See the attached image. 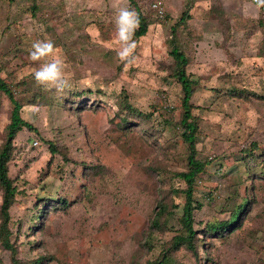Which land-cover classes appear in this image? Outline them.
Instances as JSON below:
<instances>
[{
    "label": "rangeland",
    "instance_id": "374dc122",
    "mask_svg": "<svg viewBox=\"0 0 264 264\" xmlns=\"http://www.w3.org/2000/svg\"><path fill=\"white\" fill-rule=\"evenodd\" d=\"M134 2L0 0V77L34 127L12 143L13 250L0 243V264H264L260 9L246 0ZM115 4L139 8L149 22L133 37V63L117 56ZM45 38L65 60L71 91L46 90L33 78L43 61L29 59L31 46ZM172 40L198 81L194 146L207 162L193 183L194 251L174 247L187 235V185L177 174L189 170V148ZM10 112L0 92V149ZM2 195L0 187V223ZM243 200L238 229L206 231Z\"/></svg>",
    "mask_w": 264,
    "mask_h": 264
},
{
    "label": "trees",
    "instance_id": "16d2710c",
    "mask_svg": "<svg viewBox=\"0 0 264 264\" xmlns=\"http://www.w3.org/2000/svg\"><path fill=\"white\" fill-rule=\"evenodd\" d=\"M132 4L135 6L134 0H130ZM136 12L139 15V27L135 32V37H140L146 34L149 22H147L145 16L141 13L139 8H135ZM190 18V15H183L182 22H185L186 19ZM261 15V19H262ZM264 19V18H263ZM262 19V21H263ZM264 22V21H263ZM174 30V28L172 29ZM171 48L169 51V55L173 60V70L172 76L177 80L182 89V99L181 106L183 108V116L181 118V126L185 127V132L182 134L184 140L188 144L189 154L187 157L189 170L187 172L178 173V177L181 178L187 185L185 192L186 201L183 206V214L180 219H182V223L187 229V235L180 236L175 241L174 247H179L181 245H185L191 251L195 250L194 246V234L195 231L192 228V213L193 210L200 205L194 204L193 198V183L198 174L202 173L204 170V166L207 162H203L200 159L196 158V150H195V129L196 124L192 120L191 113V104L190 100L194 93V86L198 83L196 79L186 71V66L188 65V56L187 54L180 49L177 45V40H172L169 42ZM0 92L5 93L9 101L11 103V112L9 123L6 126V139L2 148L0 149V187L3 190L2 195V204L1 211L5 214V219L0 223V243L3 248L13 250V244L11 242L12 232L9 229L8 217H9V208L12 206L14 202V197L16 193V186L13 184L12 179L8 175V162L10 159V155L12 153L13 141L19 131H21L24 127L29 129H34L31 123L25 121L21 117V102L15 98L13 94L12 88L5 82L3 78L0 77ZM52 145V144H51ZM247 200H243V203H240L236 206V208L231 209V213L228 219L222 220L216 223L209 224L206 228V231L214 232V231H233L240 227L241 219L243 216V210L246 209ZM65 203V202H64ZM160 209L163 210V207L160 206ZM240 222V223H239ZM164 264L165 262H160ZM147 264H155L154 262H148Z\"/></svg>",
    "mask_w": 264,
    "mask_h": 264
},
{
    "label": "clouds",
    "instance_id": "9594fccd",
    "mask_svg": "<svg viewBox=\"0 0 264 264\" xmlns=\"http://www.w3.org/2000/svg\"><path fill=\"white\" fill-rule=\"evenodd\" d=\"M257 8L264 7V0H254ZM117 8L115 17L117 43V56L122 62L133 63L135 60L134 51L137 47L133 39L139 27V15L134 9L128 6L113 5ZM29 59L33 62L43 61L32 73L37 85H43L46 90L55 89L57 93L71 91L72 85L69 77L65 75V60L55 54L54 42L48 38L35 41L31 46ZM49 57H51L49 59ZM91 86V81L88 82Z\"/></svg>",
    "mask_w": 264,
    "mask_h": 264
},
{
    "label": "built area",
    "instance_id": "2783aa9c",
    "mask_svg": "<svg viewBox=\"0 0 264 264\" xmlns=\"http://www.w3.org/2000/svg\"><path fill=\"white\" fill-rule=\"evenodd\" d=\"M246 1H248V2H250V3H252V4H254V0H246ZM254 5H255V4H254ZM155 6H156V4H155ZM259 9H260V12H261L262 17L264 18V7H260Z\"/></svg>",
    "mask_w": 264,
    "mask_h": 264
}]
</instances>
